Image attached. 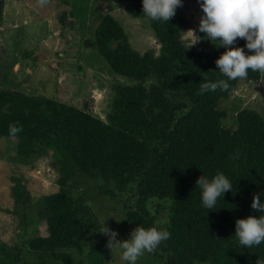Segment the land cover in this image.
I'll use <instances>...</instances> for the list:
<instances>
[{
    "label": "trees",
    "instance_id": "trees-1",
    "mask_svg": "<svg viewBox=\"0 0 264 264\" xmlns=\"http://www.w3.org/2000/svg\"><path fill=\"white\" fill-rule=\"evenodd\" d=\"M108 2L95 8L100 23L87 46L127 82L116 86L106 121L55 99L0 89V139H17L15 153L22 159L51 152L59 172V191L22 214L28 236L22 250L14 252L0 241V264L108 263V238L91 207L97 192L121 205L130 234L138 226L167 229L170 237L145 252L151 264H264V243L242 247L234 235L237 219L260 215L251 205L254 195L264 192V117L244 109L237 128L226 127L228 113L220 104L241 79L227 81L228 90L200 92L203 83L227 80L215 63L225 49L187 46L183 36L189 24L180 8L169 22H160L143 15L142 0ZM113 3L127 4L132 17L150 23L161 44L159 56L133 50L111 15ZM5 9L0 0V27ZM245 43L238 38L233 47ZM246 79L258 82L264 75L249 70ZM10 126L17 131L10 132ZM217 172L233 188L207 209L196 181ZM82 179L88 185L76 197ZM13 181L16 206L27 212L30 193ZM43 223L45 237L39 235Z\"/></svg>",
    "mask_w": 264,
    "mask_h": 264
},
{
    "label": "rangeland",
    "instance_id": "rangeland-1",
    "mask_svg": "<svg viewBox=\"0 0 264 264\" xmlns=\"http://www.w3.org/2000/svg\"><path fill=\"white\" fill-rule=\"evenodd\" d=\"M4 1V23L0 27V89L55 99L86 109L106 121L116 86L127 81L114 75L97 49L87 43H94L95 30L100 23L99 14L95 12L97 4L106 8L109 0ZM113 5L111 15L123 26L133 50L159 56L161 44L150 23L132 17L127 4ZM178 8L187 15L189 24L183 36L186 45L202 48L212 44L199 31L203 12L198 0H183ZM190 30L194 34L189 33ZM220 108L228 113L227 128H237V115L244 109L255 110L264 117V79L258 82L241 79L229 99L221 102ZM16 143L17 139H0V241L14 252L22 250L24 240L28 239L23 234L25 220L22 214L33 210L42 198L59 191V172L52 164V153L22 159L15 153ZM13 179L26 185L30 193L31 204L27 212L16 206L12 194ZM82 181L80 189L74 193L76 197L82 196L88 185L86 179ZM93 196L91 207L101 226L106 223L119 233L118 240H127L132 226L127 224L121 205L100 192ZM38 227L39 235H48L46 224ZM118 251H110V260L105 264H126ZM148 253H144L137 264H151ZM85 254L82 257H86ZM23 257L29 260L26 251Z\"/></svg>",
    "mask_w": 264,
    "mask_h": 264
},
{
    "label": "clouds",
    "instance_id": "clouds-1",
    "mask_svg": "<svg viewBox=\"0 0 264 264\" xmlns=\"http://www.w3.org/2000/svg\"><path fill=\"white\" fill-rule=\"evenodd\" d=\"M183 0H142L143 15L150 21L169 22ZM203 15L199 31L217 48H224L215 61L218 72L227 80L206 82L201 85V94L217 88L228 90L227 81H235L248 76L249 70L264 75V0H198ZM194 34L193 31H188ZM238 38L246 41L244 47H233ZM215 42V43H213ZM245 49L251 54L246 53ZM17 131L10 126V132ZM200 189L202 205L207 209L216 206L218 199L232 190L233 185L223 172L214 176L201 175L196 181ZM264 192L256 193L251 205L260 215L237 219L235 237L239 245L246 248L264 243ZM101 234L108 237L107 248L111 253L118 251L126 264H137L145 252H152L162 241L170 237L167 229L160 227H136L127 240L117 239L118 232L111 230L106 223Z\"/></svg>",
    "mask_w": 264,
    "mask_h": 264
}]
</instances>
